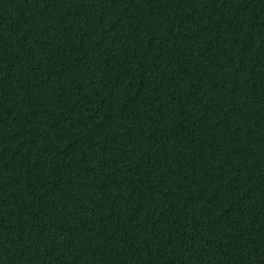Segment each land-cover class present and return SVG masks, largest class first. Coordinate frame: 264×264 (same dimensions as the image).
Instances as JSON below:
<instances>
[{
  "label": "trees",
  "instance_id": "obj_1",
  "mask_svg": "<svg viewBox=\"0 0 264 264\" xmlns=\"http://www.w3.org/2000/svg\"><path fill=\"white\" fill-rule=\"evenodd\" d=\"M0 264H264V0H0Z\"/></svg>",
  "mask_w": 264,
  "mask_h": 264
}]
</instances>
